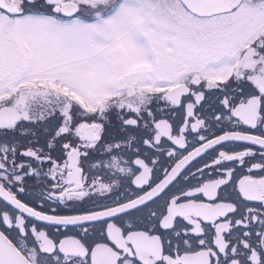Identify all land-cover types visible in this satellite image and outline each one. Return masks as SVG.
Segmentation results:
<instances>
[{
  "label": "snow or ice",
  "instance_id": "snow-or-ice-1",
  "mask_svg": "<svg viewBox=\"0 0 264 264\" xmlns=\"http://www.w3.org/2000/svg\"><path fill=\"white\" fill-rule=\"evenodd\" d=\"M0 264H264V0H0Z\"/></svg>",
  "mask_w": 264,
  "mask_h": 264
}]
</instances>
